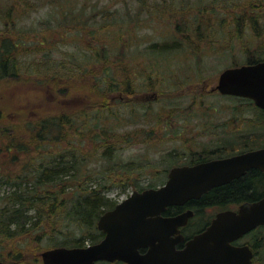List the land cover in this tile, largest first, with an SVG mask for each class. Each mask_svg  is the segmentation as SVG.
<instances>
[{"label": "rangeland", "instance_id": "374dc122", "mask_svg": "<svg viewBox=\"0 0 264 264\" xmlns=\"http://www.w3.org/2000/svg\"><path fill=\"white\" fill-rule=\"evenodd\" d=\"M212 1L216 15L209 11ZM247 1L258 2L147 0L153 15L148 17L138 13L139 2L125 9L131 4L128 0H92L100 14L89 19L86 30L71 27L68 19L60 22L56 9L45 1L23 15L12 11L14 25L1 26L0 36L29 38L27 43L37 48L25 45L26 59H19L17 76L0 78V208L8 203L11 185L26 177L32 180L28 174L58 155L71 160L75 169L63 179L73 173L75 178L71 184L51 182L37 188V197L50 200L34 202V209H28L31 218L20 230L23 234L9 238L0 230L4 264H40L41 253L61 242L72 246L81 238L90 243V233L97 235L96 224L88 230L69 215L71 190L97 189L115 205L134 191L161 186L172 167L188 164L192 153L210 151L225 138L240 137L251 148L264 146V118L248 105L249 100L221 96L215 90L225 69L264 60V7L255 10L258 37L237 17ZM232 2L235 9L228 6ZM28 3L39 5L34 0ZM196 7L206 9L205 16L213 20L208 29L201 27L203 34H213L205 42L201 37L199 45L183 43L182 29L192 22L190 11ZM6 13L0 7V16ZM232 17H237L236 24L230 22ZM120 21L130 24H125L129 45L122 48L116 40ZM57 24L61 26L56 28ZM101 25H108L111 34L101 31ZM126 26L119 30L125 36ZM90 32H97L98 39L88 36ZM189 34L197 38L192 31L185 33ZM42 37H47L46 46L38 49L36 41ZM85 42L96 49L106 47L105 59L85 62L84 55H89ZM174 43L178 48L166 53L151 47ZM186 44L199 47L198 55ZM101 62L108 65L104 71ZM119 76H129V91L110 88ZM48 118L63 119V135L55 139L58 133L53 128L42 132L47 139L40 140L37 134L43 129L38 123ZM21 187L32 191L31 183ZM54 195L58 199L52 200ZM212 214L201 212L193 222ZM261 258L264 263V253Z\"/></svg>", "mask_w": 264, "mask_h": 264}, {"label": "water", "instance_id": "95a60500", "mask_svg": "<svg viewBox=\"0 0 264 264\" xmlns=\"http://www.w3.org/2000/svg\"><path fill=\"white\" fill-rule=\"evenodd\" d=\"M215 90L222 96L249 99L264 110V61L225 69ZM251 168L264 170V149L225 160L174 167L164 185L133 192L99 218L97 228L105 234L101 243L84 249L48 251L43 254L44 263L93 264L104 260L125 264H248L250 253L230 242L264 225V198L241 206L237 212L218 213L211 225L181 250L176 249L183 239L178 228L186 224L192 211L168 219L160 214L169 206L199 198L210 188ZM140 249L147 251L140 254Z\"/></svg>", "mask_w": 264, "mask_h": 264}, {"label": "trees", "instance_id": "16d2710c", "mask_svg": "<svg viewBox=\"0 0 264 264\" xmlns=\"http://www.w3.org/2000/svg\"><path fill=\"white\" fill-rule=\"evenodd\" d=\"M46 2V4H49L52 8L56 9V12L58 14V18L60 22H66L67 19L71 23H73V26L77 28V26H82V30H86V28L89 26L88 21L90 18L95 17L96 15L100 14L97 9V4L95 2H92V0H34V2L38 3L34 5H30L28 2L29 0H0V7L4 8L8 11V13L5 14V16H0V27H6L9 26L10 23H12L11 19V13L12 11H17L19 15H23L28 13L30 10L35 9L39 6H41L42 2ZM129 3L126 5L125 9L133 8L132 3L133 2H139L140 3V9H138V13H146L148 17H152L151 9L149 7V4L147 5V0H128ZM201 1V0H196ZM214 1L211 2V5H209V11L216 15V9L214 5ZM213 4V5H212ZM264 0H258L257 3L247 1L243 7L242 10L243 13L239 16V21L245 22V26L249 27L251 30L255 32L256 36L259 37V33L256 30L259 25V14L257 13L258 9H262L264 7ZM230 8H234L236 6L233 2L232 5L228 4ZM257 7V11L256 10ZM206 10V9H205ZM203 8L196 7L191 8L190 15L192 17V22L189 24H186L183 27V43H185L186 40H190V42H194L195 44L199 45L202 37V41L205 42L208 40L213 33H209L208 35L203 34V30L201 27H206L208 29V23L211 25L213 23V20L208 18L206 15V12ZM233 13V16H236L232 9H230ZM98 12V13H97ZM116 13L114 12L113 15ZM128 12L126 16H128ZM237 17H232L230 22L237 23L238 19ZM244 19V20H243ZM3 20V21H2ZM122 20V19H120ZM189 22V21H188ZM222 22V20L220 21ZM219 22V23H220ZM216 23V22H215ZM13 24V23H12ZM123 26L130 25L127 22L120 21V24L118 27V33L116 34V40L118 41L119 48L127 47L129 44L127 42L130 41V31L127 29L128 27L124 29L126 31V36L122 35L119 30L123 28ZM14 25V24H13ZM61 26L60 24L56 25V28ZM108 25H101V31H106V28ZM177 30H180V25L175 26ZM187 27V28H186ZM66 28V27H65ZM186 29V30H184ZM259 29V28H258ZM32 31V30H31ZM108 31V30H107ZM106 31V34L110 35L111 31ZM193 32L197 38H194L190 34L188 36L185 35L187 32ZM88 31H85V33ZM98 32V31H97ZM97 32H90L88 36L94 37L95 39H98L94 34ZM47 38V37H46ZM45 37H42L41 41H36V45L38 46V49H40L41 46H46V39ZM101 38V36H100ZM44 39V40H43ZM26 40L27 39H20L17 37H10V36H0V78L8 77V76H17L19 69V59L24 58L26 59L25 53V45H31L28 44ZM31 40H34V37H31ZM193 40V41H192ZM85 47H87V50L89 51V55H84V59H86L85 62H89L90 59L95 60L98 58L100 61L101 59H105L104 52L107 51V48L104 47L103 49H96L95 46L92 45V43L85 42ZM191 45L193 47H188L190 51L194 52V56H197V50L199 47L194 46L192 44H186ZM152 48L159 49L160 53H166L167 51L175 50L178 48V45L174 43L171 46L168 45H152ZM197 49H195V48ZM215 47V46H214ZM30 49L37 48L36 46L31 45L29 47ZM29 49V50H30ZM247 59H254L253 57L247 58ZM256 61H249L248 64H255ZM94 65V64H93ZM97 65V64H96ZM101 67L103 68V71L106 70V66L103 62H101ZM98 68V69H100ZM109 70V69H108ZM95 70H91L90 73L94 74ZM102 72V69H101ZM108 71H105V73ZM118 79V76L114 80ZM89 82V80L87 81ZM130 78L129 76H119V81L116 83L117 85L112 87L113 85H110L113 90L117 88L123 89V91H129L130 90ZM90 84V82L88 83ZM87 84V86H88ZM130 84V85H129ZM89 88V87H88ZM249 106L254 107V104L252 102H248ZM57 119V120H56ZM48 118L44 119L43 121H40L38 123L39 129H43L40 133L37 134L38 138L40 140H46V137L42 136V132H48L53 130V128H57L58 136L54 137L55 139H58L63 135V132L61 130V124H63V119L61 118ZM61 121V122H60ZM3 131H1L0 134H2ZM245 146H248V148H251L249 144L250 142H245ZM254 147V146H252ZM39 150L37 151V154H39ZM50 150V149H49ZM170 155V154H169ZM39 157V155H37ZM175 161V159H173ZM31 168H34L32 165ZM73 168L72 161H68L65 157L62 155H58L54 157V159H51L46 162V164L42 165L40 164L33 172L28 174L27 176H31L32 180H29L27 177L23 180V182L14 183V185H11L13 187V192L10 193L8 196V203L6 206L0 208V230H4V232L7 231V234L9 235V238H12L13 234L15 232H19L20 230H23V225L29 222L31 217H28L27 211L29 208L34 209V202L37 201H43L50 200L49 197L47 198H41L37 197L34 193H37V188L44 185H47L49 183H54L56 185H65V184H71L73 178H75L74 173L68 177L67 180L63 179L64 177H67L69 175V170ZM32 170V169H31ZM258 171H251L245 178L235 181L229 185H225L219 188H216L213 192H211L207 196H203L200 198V200L197 201V204H206L209 202L214 201H221L224 199H252L256 195V190L259 192L263 189V183H264V175L257 173ZM7 178L13 179L15 176L8 175ZM31 183V192H27V187L22 188L21 185L24 184L25 186ZM71 189V188H70ZM48 191V190H47ZM58 191V190H57ZM56 191V192H57ZM62 192V190H61ZM29 194V196L27 195ZM71 197L69 198L70 205L69 215H75L77 219L81 221V223L87 227L89 230L91 227H95V224L97 222V219L99 216L104 213L107 209L112 208L113 204L104 196L102 193H99L97 189H87L84 193H82L80 190H71L70 192ZM58 199V196L54 195L52 200ZM34 203V204H33ZM33 206L31 207V205ZM53 207V206H52ZM202 207V206H201ZM200 208V207H199ZM198 211V210H197ZM11 226H14V228H11ZM87 230V231H88ZM90 239L91 241L95 242L97 239L96 234L90 233Z\"/></svg>", "mask_w": 264, "mask_h": 264}, {"label": "flooded vegetation", "instance_id": "af4514ba", "mask_svg": "<svg viewBox=\"0 0 264 264\" xmlns=\"http://www.w3.org/2000/svg\"><path fill=\"white\" fill-rule=\"evenodd\" d=\"M258 116L261 117L260 119L264 118V110L256 107L254 105L253 107ZM264 149V146L258 147V148H248V146H245L244 142L241 141V138L238 137L236 139H232L231 137L223 139L222 142H219L217 146H215L212 150L210 151H205V152H197V153H192V156L194 158L190 159V162L188 164H184L181 166H195L198 164L210 162V161H216V160H225L228 158L236 157L242 154H245L247 152H252L256 150ZM180 167V166H179ZM258 171L257 173L263 174L264 175V170L260 168H251L247 170L243 175L234 178L230 180L229 182L215 186L210 188L206 193L202 194L199 198L197 199H191L188 200L186 203L182 205H175V206H169L165 209L163 213L160 214V217L163 219H168V218H174L178 215H181L185 213L186 211L190 210L192 211V216L187 220L186 224L184 226H181L178 228L179 235L182 236V241L176 245L177 250H181L185 247L186 242H188L190 239H192L194 236L202 233L205 231L212 223V221L215 219L216 215L220 212H225V211H232V212H237L238 209L245 205V204H251L260 201L261 199L264 198V183H263V189L261 192L256 190V195L252 199H224V200H217L214 202H209L206 204H197V201L200 200L203 196L209 195L211 192H213L216 188L229 185L235 181H239L243 178H245L251 171ZM112 206V208L107 209L105 212L110 211L114 209V207L117 205ZM202 206V207H201ZM200 207V208H199ZM198 210V211H197ZM210 212L212 211V215H209V217L201 218L200 222L194 223L193 220L199 216V214L205 213V212ZM104 213H102L100 216H102ZM99 216V218H100ZM98 221V219H97ZM30 222V220H29ZM27 222V223H29ZM82 226H84L82 224ZM14 226H11V228ZM85 227V226H84ZM97 227V226H96ZM24 232H15L12 237L16 235L23 234ZM8 235V234H7ZM176 236V235H175ZM174 236V237H175ZM9 237V235H8ZM105 234L97 228V239L95 242L89 241V244H86L84 239L79 238L72 244V246L65 245L63 242H61L60 246H56L54 248L48 249L46 251H43L41 253V262L40 264H45L44 263V258L43 254L54 250V249H84L86 247H90L92 245H96L102 242L104 239ZM230 245L236 248H243L245 249L248 253H250L249 257V263L248 264H264L262 261L261 256L264 253V225L256 226L252 230L248 231L247 233L243 234L239 238L233 240L230 242ZM147 249H140L139 253L144 254L146 253ZM2 264L4 262L0 260ZM93 264H125L120 261H114V262H108L104 260L97 261Z\"/></svg>", "mask_w": 264, "mask_h": 264}]
</instances>
